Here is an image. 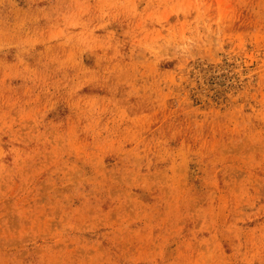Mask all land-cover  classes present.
I'll return each instance as SVG.
<instances>
[{
	"label": "rangeland",
	"instance_id": "rangeland-1",
	"mask_svg": "<svg viewBox=\"0 0 264 264\" xmlns=\"http://www.w3.org/2000/svg\"><path fill=\"white\" fill-rule=\"evenodd\" d=\"M0 264H264V0H0Z\"/></svg>",
	"mask_w": 264,
	"mask_h": 264
}]
</instances>
